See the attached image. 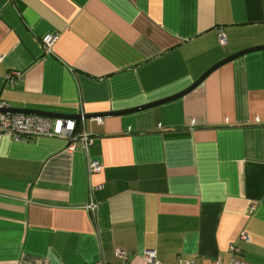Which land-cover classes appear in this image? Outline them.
<instances>
[{"label":"crops","instance_id":"0c3cea01","mask_svg":"<svg viewBox=\"0 0 264 264\" xmlns=\"http://www.w3.org/2000/svg\"><path fill=\"white\" fill-rule=\"evenodd\" d=\"M256 46L264 0H0V101L89 138H1L0 264H264V49L105 114Z\"/></svg>","mask_w":264,"mask_h":264},{"label":"built area","instance_id":"2783aa9c","mask_svg":"<svg viewBox=\"0 0 264 264\" xmlns=\"http://www.w3.org/2000/svg\"><path fill=\"white\" fill-rule=\"evenodd\" d=\"M56 35H46L43 37L42 47L44 51H50L51 44L55 40ZM13 75H16L14 73ZM8 105L0 101V140L4 136H8L15 140L22 138H31L37 136H62L69 142V148H73L75 141L80 138L85 143L89 138L85 132L79 133L75 131L76 120L72 118H55L43 117L35 114L2 112ZM83 119V118H81ZM98 123L102 122L101 117H95ZM88 169L91 173H96L101 170V165L97 160H92L89 163ZM89 209L93 210L94 205H89ZM242 236H245L244 234ZM236 250L228 263L226 264H249L247 261L239 259L235 255ZM116 254L120 258L126 259L127 255L123 250L117 249ZM143 259L145 264H163L156 260L155 251L153 249H145L143 251ZM93 264H111L104 262H95ZM178 264H196L192 260L180 259ZM210 264H223L219 259L213 260Z\"/></svg>","mask_w":264,"mask_h":264},{"label":"water","instance_id":"95a60500","mask_svg":"<svg viewBox=\"0 0 264 264\" xmlns=\"http://www.w3.org/2000/svg\"><path fill=\"white\" fill-rule=\"evenodd\" d=\"M260 49H264V46H256V47L247 48V49H244L242 51H239V52H236V53H233V54L227 56L226 58L222 59L221 61L215 63L199 79H197L192 85H190L188 88L184 89V91H181L180 93H177L175 95L166 97V98L158 100L156 102L146 103V104H143V105H139V106H135V107L127 108V109L109 111V112H107L105 114H107L108 116L122 115V114H126V113H129V112L143 110V109L149 108L151 106H154L155 104H160L162 102H166V101L172 100V99H174V98H176L178 96H181L182 94L188 92V90L192 89L194 86L199 84L210 72H212L218 66L224 64L225 62H228V61L232 60L233 58H235V57H237L239 55H242V54H245L247 52L254 51V50H260ZM1 111L4 112V113H6V112H14V113L35 114V115H39V116H43V117H60V116H57V114H53V113L46 112V111H39V110H32V109H23V108H4ZM75 116L77 118L86 119L88 117L95 116V115L77 114Z\"/></svg>","mask_w":264,"mask_h":264}]
</instances>
